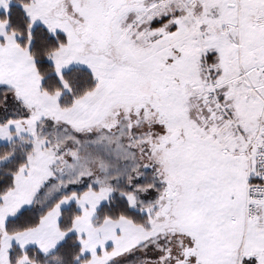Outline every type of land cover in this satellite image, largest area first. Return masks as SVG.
Here are the masks:
<instances>
[{
	"label": "snow or ice",
	"instance_id": "6c2138e0",
	"mask_svg": "<svg viewBox=\"0 0 264 264\" xmlns=\"http://www.w3.org/2000/svg\"><path fill=\"white\" fill-rule=\"evenodd\" d=\"M0 264H264V0H0Z\"/></svg>",
	"mask_w": 264,
	"mask_h": 264
}]
</instances>
